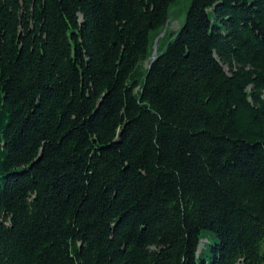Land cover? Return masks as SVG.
Listing matches in <instances>:
<instances>
[{"label":"trees","instance_id":"trees-1","mask_svg":"<svg viewBox=\"0 0 264 264\" xmlns=\"http://www.w3.org/2000/svg\"><path fill=\"white\" fill-rule=\"evenodd\" d=\"M180 1L0 0V264H264V0Z\"/></svg>","mask_w":264,"mask_h":264},{"label":"rangeland","instance_id":"rangeland-1","mask_svg":"<svg viewBox=\"0 0 264 264\" xmlns=\"http://www.w3.org/2000/svg\"><path fill=\"white\" fill-rule=\"evenodd\" d=\"M186 1L187 0H181L180 4L173 8L171 18L167 21L165 27L161 31V33H163V35H164V32L166 30L175 31V30H177L179 28V26L182 23V6L186 3ZM203 242L204 241H202L200 243L198 250L202 248V246H203L202 243Z\"/></svg>","mask_w":264,"mask_h":264},{"label":"water","instance_id":"water-1","mask_svg":"<svg viewBox=\"0 0 264 264\" xmlns=\"http://www.w3.org/2000/svg\"><path fill=\"white\" fill-rule=\"evenodd\" d=\"M163 35V33H160L156 38H155V43H154V45H153V52H152V55L154 56L155 54H156V41L158 40V38L160 37V36H162ZM150 64H151V62H150ZM149 64V65H150Z\"/></svg>","mask_w":264,"mask_h":264}]
</instances>
